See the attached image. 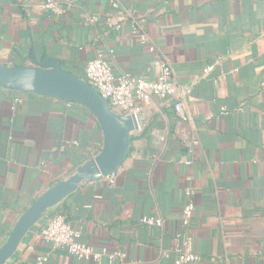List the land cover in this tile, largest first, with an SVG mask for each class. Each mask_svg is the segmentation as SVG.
Segmentation results:
<instances>
[{
    "label": "crops",
    "instance_id": "obj_1",
    "mask_svg": "<svg viewBox=\"0 0 264 264\" xmlns=\"http://www.w3.org/2000/svg\"><path fill=\"white\" fill-rule=\"evenodd\" d=\"M44 1L0 0V64L51 59L84 78L87 62L105 57L115 76L155 80L165 58L191 93L186 120L169 102L144 108L114 184L84 183L46 213L8 264L39 256L46 264H95L43 244L39 228L55 213L95 249L125 251L137 264H173L188 202L195 264H264V0H81L61 17ZM113 1L127 14L119 30L107 22L116 17ZM133 20L154 52L133 33ZM101 147L85 107L0 88V246L35 199ZM142 217L163 225L148 227Z\"/></svg>",
    "mask_w": 264,
    "mask_h": 264
},
{
    "label": "built area",
    "instance_id": "obj_2",
    "mask_svg": "<svg viewBox=\"0 0 264 264\" xmlns=\"http://www.w3.org/2000/svg\"><path fill=\"white\" fill-rule=\"evenodd\" d=\"M80 1L65 0L61 3L55 0H45L43 8L48 13L61 17L75 8ZM111 6L116 12V17L115 19H107L108 26L114 30H119L122 28L127 14L116 1H113ZM132 31L135 35H138L140 43L145 45L150 52L155 51V48L149 44L146 34L142 32L141 26L135 20L132 21ZM83 79L108 103L112 111L115 108L118 110L117 114L130 115L135 119L137 129L133 133L141 130V112L144 108L150 106L154 99L171 103L176 115L181 120H186L183 114V101L191 93V88L179 87L176 84L173 79L172 68L165 58L160 61V72L155 80H146L130 74L115 76L109 60L105 57L88 61ZM13 102L15 105L20 104V97L15 96ZM71 105L72 103H68V106ZM196 144L197 142H193L191 146ZM186 164H189V162H186ZM106 178L108 183L113 185L116 178L115 172ZM191 194L189 190L186 192L188 197H191ZM193 214L194 205L192 202H188L178 217L181 228L174 236L175 256L173 264H195L200 259L194 251V239L190 234V222ZM140 222L148 227H162L163 225V220L156 217H142ZM39 237L49 250L63 251L80 261L95 264H137L128 260L125 251L112 250L107 247L95 249L85 243L82 240L80 231L72 228L61 213H55L41 224ZM46 263L47 256H39L33 262V264ZM211 264H215L214 261Z\"/></svg>",
    "mask_w": 264,
    "mask_h": 264
},
{
    "label": "water",
    "instance_id": "obj_3",
    "mask_svg": "<svg viewBox=\"0 0 264 264\" xmlns=\"http://www.w3.org/2000/svg\"><path fill=\"white\" fill-rule=\"evenodd\" d=\"M0 88L33 93L85 107L102 133L100 152L80 165L66 179L35 199L20 215L0 246V264H8L28 233L46 213L74 194L84 183L100 180L117 171L129 149L130 135L137 129L130 115L117 114L83 78L61 68L59 62L35 60L32 65L0 64Z\"/></svg>",
    "mask_w": 264,
    "mask_h": 264
},
{
    "label": "rangeland",
    "instance_id": "obj_4",
    "mask_svg": "<svg viewBox=\"0 0 264 264\" xmlns=\"http://www.w3.org/2000/svg\"><path fill=\"white\" fill-rule=\"evenodd\" d=\"M113 110H114V112H116V113L118 112V110H117V109H115V108H113Z\"/></svg>",
    "mask_w": 264,
    "mask_h": 264
},
{
    "label": "trees",
    "instance_id": "obj_5",
    "mask_svg": "<svg viewBox=\"0 0 264 264\" xmlns=\"http://www.w3.org/2000/svg\"><path fill=\"white\" fill-rule=\"evenodd\" d=\"M55 16V15H54ZM16 66H21V65H16ZM62 68V67H61ZM63 69V68H62ZM64 70V69H63ZM67 221V220H66Z\"/></svg>",
    "mask_w": 264,
    "mask_h": 264
}]
</instances>
